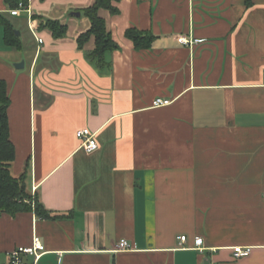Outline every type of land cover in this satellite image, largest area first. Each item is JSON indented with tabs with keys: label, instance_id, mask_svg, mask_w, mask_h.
Here are the masks:
<instances>
[{
	"label": "crops",
	"instance_id": "crops-1",
	"mask_svg": "<svg viewBox=\"0 0 264 264\" xmlns=\"http://www.w3.org/2000/svg\"><path fill=\"white\" fill-rule=\"evenodd\" d=\"M95 2L29 0L12 16L0 0L22 44L9 50L0 29L11 174L64 216L0 215V263L38 236V264H264V0L114 2L118 14L99 11L119 46L103 69L86 56L93 37L78 46ZM129 29L152 47L138 51ZM83 129L98 150L81 147Z\"/></svg>",
	"mask_w": 264,
	"mask_h": 264
},
{
	"label": "trees",
	"instance_id": "trees-1",
	"mask_svg": "<svg viewBox=\"0 0 264 264\" xmlns=\"http://www.w3.org/2000/svg\"><path fill=\"white\" fill-rule=\"evenodd\" d=\"M119 0H96L95 4L83 11V14L91 22L90 30L82 34L78 39L79 49H84L85 44L92 37L95 39V49L86 54L90 62L103 69L107 66L106 53L119 49L107 29L106 21L100 17L101 9L109 10L112 14H118L119 10L113 5ZM8 9L13 10L20 4L29 5V0H5ZM247 6L253 4V0H246ZM0 23L4 28V43L6 46L20 50L22 44L17 37L15 28L6 14L0 13ZM43 25L49 28L55 38L65 37L67 27L58 21L47 20ZM126 37L130 39L138 51L148 50L155 41V36L137 29H129ZM11 100L8 94V86L5 80H0V215L8 214L16 216L20 213H34L44 220L63 219L64 216H53L48 212L35 195L26 190V175L15 178L11 174V166L16 159V148L11 141L8 109Z\"/></svg>",
	"mask_w": 264,
	"mask_h": 264
},
{
	"label": "built area",
	"instance_id": "built-area-1",
	"mask_svg": "<svg viewBox=\"0 0 264 264\" xmlns=\"http://www.w3.org/2000/svg\"><path fill=\"white\" fill-rule=\"evenodd\" d=\"M28 6L20 4L18 8L10 10V14L12 16H20L22 12H28ZM34 32V29H33ZM36 39L38 40L39 44L43 43V39H41L37 34L34 32ZM172 104V101L165 100L162 98H157L153 106L154 107H165ZM77 137L82 142V148L87 152H94L99 149V144L96 140V134L92 133L89 129L80 130L77 133ZM181 241L185 242L186 237H181ZM199 245L202 244V240L198 239ZM119 249L120 250H129L131 249V244L127 240H121L119 242ZM46 248L43 242L40 240L38 236H34L33 243L31 246L28 247H19L11 252H9L6 256V261L0 264H38L39 260L45 254ZM252 249L250 247H236L234 248V258H246L251 255ZM32 258L33 261L29 262L28 259Z\"/></svg>",
	"mask_w": 264,
	"mask_h": 264
},
{
	"label": "water",
	"instance_id": "water-1",
	"mask_svg": "<svg viewBox=\"0 0 264 264\" xmlns=\"http://www.w3.org/2000/svg\"><path fill=\"white\" fill-rule=\"evenodd\" d=\"M16 35L19 36L20 33H19V32H16ZM24 66H25V64H24V62H22V63H20V64H16L15 67H16L17 69H23Z\"/></svg>",
	"mask_w": 264,
	"mask_h": 264
},
{
	"label": "rangeland",
	"instance_id": "rangeland-1",
	"mask_svg": "<svg viewBox=\"0 0 264 264\" xmlns=\"http://www.w3.org/2000/svg\"><path fill=\"white\" fill-rule=\"evenodd\" d=\"M0 29H1V31L3 30L4 31V28L2 27V25H1V23H0ZM25 32L23 33V36L25 37ZM9 50H11V51H16L15 49H13V48H9Z\"/></svg>",
	"mask_w": 264,
	"mask_h": 264
}]
</instances>
